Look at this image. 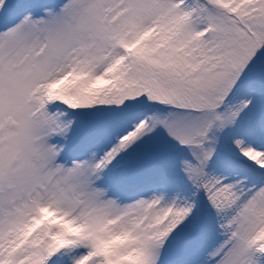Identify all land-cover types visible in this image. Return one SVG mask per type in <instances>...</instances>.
<instances>
[{"label": "snow or ice", "instance_id": "1", "mask_svg": "<svg viewBox=\"0 0 264 264\" xmlns=\"http://www.w3.org/2000/svg\"><path fill=\"white\" fill-rule=\"evenodd\" d=\"M0 264H264V0H0Z\"/></svg>", "mask_w": 264, "mask_h": 264}]
</instances>
